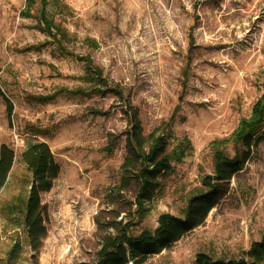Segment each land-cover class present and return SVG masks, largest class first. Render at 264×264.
<instances>
[{
    "label": "rangeland",
    "instance_id": "obj_1",
    "mask_svg": "<svg viewBox=\"0 0 264 264\" xmlns=\"http://www.w3.org/2000/svg\"><path fill=\"white\" fill-rule=\"evenodd\" d=\"M45 2L0 0V92L12 107L8 118L0 96V146L14 152L0 208L22 190L26 143L45 142L59 167L39 195L46 234L37 251L0 212V264H94L106 223L115 215L134 220L136 210L134 181L117 190L132 175L123 169L131 155L121 102L107 91L137 110L145 136L170 126L165 153L189 143L144 203L133 233L153 230L161 214L184 217L188 198L205 192L202 178L214 174L209 144L229 138L264 93V0ZM255 140L204 221L143 264H193L198 253L238 259L260 240L264 127Z\"/></svg>",
    "mask_w": 264,
    "mask_h": 264
},
{
    "label": "trees",
    "instance_id": "obj_2",
    "mask_svg": "<svg viewBox=\"0 0 264 264\" xmlns=\"http://www.w3.org/2000/svg\"><path fill=\"white\" fill-rule=\"evenodd\" d=\"M45 4V0H40ZM33 0H26V7L31 6ZM42 21L48 36H51V20L42 15ZM87 73L98 79L100 72L92 67L86 60ZM94 79V80H95ZM87 80H93L88 78ZM118 101L121 114L127 122L126 147L131 155L123 165L124 171L132 168L130 176L122 177L118 191L129 186L134 181L136 194L133 204L136 208L132 217L134 220L142 216L144 203L148 201L160 180L171 172V162L181 161L189 147L186 140L179 141L170 152L165 153L171 131L168 126L153 131L148 136L143 131L138 120L137 110L130 105L128 100L118 91L109 90ZM5 102L8 118L12 107L9 101L0 92ZM264 127V93L251 107L250 115L242 118L231 136L227 139L211 142L209 153L213 162V176L202 178L205 192H199L188 198L184 217H174L161 214L157 219V226L153 230L142 229L137 234L133 233V219H120L118 215L112 222L106 223L104 235L101 238L98 258L94 264H143L146 259L158 254L162 250L179 241L186 232L199 226L206 218L209 211L215 206V193L221 189L222 184H227L232 176L242 170L248 160L251 149L256 144L255 137ZM233 155L230 156L228 148ZM160 154V155H159ZM14 161V152L8 145L0 146V191L6 186ZM19 161L25 169L27 177L21 181L22 190L8 202H4L0 212L7 225L21 227L27 246L37 251L45 237L43 226L44 207L40 203V193L47 192L52 187L53 181L59 174V167L53 159L52 153L45 142H28L19 156ZM13 248L10 254L13 252ZM193 264H264V233L259 241L251 243L249 249L238 259H211L203 253H198Z\"/></svg>",
    "mask_w": 264,
    "mask_h": 264
}]
</instances>
